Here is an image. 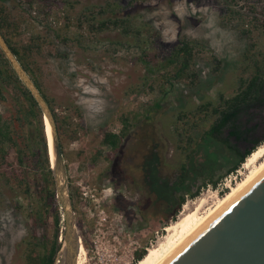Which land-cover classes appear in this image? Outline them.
Here are the masks:
<instances>
[{"label":"rangeland","instance_id":"rangeland-1","mask_svg":"<svg viewBox=\"0 0 264 264\" xmlns=\"http://www.w3.org/2000/svg\"><path fill=\"white\" fill-rule=\"evenodd\" d=\"M32 1V5L29 0H0V4L9 9L19 6L12 12L14 22H20L16 42L27 43L32 31L41 37L31 68L60 121L56 130L81 241L76 264H128L138 244L171 246L180 237L179 229L190 226L187 219L199 198H207L197 213L199 219L218 201L211 192L216 193L227 168L238 160L237 151L264 137V108L254 106L248 111L253 118L246 124L254 130L247 141L231 136L226 143L212 136L201 138L216 116L210 108L204 113L198 109L207 101L216 104L220 93L233 95L239 78L250 77L251 59L263 60L264 0ZM91 13L96 19L125 20L127 32L112 26L88 29L84 19ZM181 39L196 42L190 70L197 78L194 83L191 77L171 80V85L154 64ZM143 56L152 58L149 66L154 72L141 62ZM156 101L161 104L157 109ZM4 110L0 102V111ZM180 111L188 114L185 121L178 119ZM65 114L70 117L67 122ZM123 120L129 123L128 133L113 153L102 143V136L105 131L119 133ZM37 126L41 134V125ZM188 135L193 141L186 148ZM225 135L223 131L220 137ZM31 143L35 146L33 138ZM7 152V160L17 166L14 148ZM244 162L246 158L237 168ZM248 171L243 170V177ZM208 173L213 179L222 177L215 187L203 185ZM198 188V195H185L177 209L179 196ZM26 213L14 208L7 193L0 194V264H25L20 242L29 233ZM183 218L186 221L165 231ZM63 234L62 216L61 245Z\"/></svg>","mask_w":264,"mask_h":264},{"label":"trees","instance_id":"trees-1","mask_svg":"<svg viewBox=\"0 0 264 264\" xmlns=\"http://www.w3.org/2000/svg\"><path fill=\"white\" fill-rule=\"evenodd\" d=\"M33 3L32 0H29V5ZM13 6L12 9H9L1 2L0 32L20 64L30 75L34 84L49 104L55 123L57 124L60 121L53 109L52 101L43 92L37 76L31 68L33 56L40 49L39 39L41 37L37 32L32 31V36L24 45L15 41L14 33L18 32L20 22L16 23L12 19L14 9H19V6ZM19 15L23 17L22 20H26L21 11ZM79 23L81 25L83 24L81 21ZM84 23H87L88 29L93 31H101L110 28V26L122 27L126 30L128 25V22H125V20L117 18L111 20L96 19L93 13L85 16ZM195 46V41L181 39L167 55L163 56L161 61H158L157 54H155L153 57L157 60L155 61L156 64H154V70L164 71L160 76L165 77L167 81L169 80L171 85H173L171 80L178 81L184 77H191L190 81L194 83L197 78V73L194 69L190 70V66L193 62ZM144 54L147 57L146 52ZM143 57L140 59L148 72L153 71V68L149 66V61L152 58ZM251 60L253 70L250 73V77L244 78L241 76L239 78L238 90L233 95L224 97L220 93L219 101L216 104L207 101L198 105L199 112H207V109L210 108L211 113L214 117L216 116L209 128L203 131L202 139L212 136L226 143L229 137L235 136L237 140L247 141V135L251 134L252 130H254V126L248 127L246 123H249L253 118L248 112L251 108L254 106L264 108V58L260 61L256 58H252ZM188 71H191V73ZM0 102L5 107L4 111H0V194L2 193L6 196L7 193L8 197L12 198L13 206L17 208V211L27 212L26 214L29 218V233L20 242L22 244L21 250L25 264H54L56 256L62 247L58 242L59 230L62 225V212L60 211V205L56 197L55 181L51 168L48 142L46 141L47 136H45L46 132L44 135L42 129L43 113L36 100L11 68L1 49ZM153 105L156 109L161 107L159 101H156ZM75 110L78 112L76 115L80 117L79 110L76 106ZM179 113L178 119L185 121L188 114L184 111H180ZM245 115L246 119L243 120L242 117ZM68 119L70 120V117L68 114H65L64 121L67 122ZM144 119L146 121L150 120L148 110L145 112ZM37 124L41 125V134L37 132ZM43 124H45L44 119ZM31 127L33 130H31ZM128 129L129 123L127 120H123L121 131L119 133L105 131L102 136V143L109 146L113 153L117 152L128 133ZM223 131H226V135L220 137ZM32 138L35 141V146L31 143ZM187 139L189 141L187 142L186 148H189L193 137L188 135ZM262 142H264V137L253 141L252 145L243 152L237 151L239 156L238 160L228 167L225 173L228 174L237 169L245 158L260 147L258 145ZM12 147L16 153L17 166L7 160V150ZM3 164L8 166L9 170L3 167ZM184 177L185 168L181 166L180 180L182 182L184 181ZM221 178L219 176L213 179L211 173H208L205 175L206 181L203 182V185L210 183L215 187ZM198 193L199 188L194 192L185 190V193L179 196L176 201L177 209L183 204L185 195L195 197ZM70 196L73 199V192L71 191ZM21 200L26 201V206L22 205ZM171 218H174V216L166 218V221L168 222ZM39 228L41 229L40 234H38ZM144 254V249L137 251L134 256V263L140 261Z\"/></svg>","mask_w":264,"mask_h":264},{"label":"water","instance_id":"water-1","mask_svg":"<svg viewBox=\"0 0 264 264\" xmlns=\"http://www.w3.org/2000/svg\"><path fill=\"white\" fill-rule=\"evenodd\" d=\"M0 49L52 127L56 197L64 220L63 264H76L80 238L51 108L0 32ZM160 264H264V169Z\"/></svg>","mask_w":264,"mask_h":264},{"label":"bare ground","instance_id":"bare-ground-1","mask_svg":"<svg viewBox=\"0 0 264 264\" xmlns=\"http://www.w3.org/2000/svg\"><path fill=\"white\" fill-rule=\"evenodd\" d=\"M45 132L47 136L48 142V150L51 160V165L54 167V148H53V137H52V127L49 120L44 118ZM244 168L249 169L248 173L244 175V177L238 181L235 185H233L224 195L217 196L216 193L211 192L212 197L216 198V203L208 209L205 214L199 219L197 217L198 211L204 207L203 205L207 202L204 198H199L196 206L190 211L189 218L187 222H190V226L185 229L181 227L179 229L180 237L178 240L173 243L171 246L163 245L159 247V245L151 247L144 254L143 258L140 261H137L136 264H160L163 262L175 249H177L192 233H194L210 216H212L215 212H217L222 206H224L230 199H232L241 189H243L260 171L264 169V146L257 148L254 152H252L247 158L246 162H244ZM185 207V205H183ZM182 213V212H181ZM186 221L185 218L178 220L174 224H169L166 226L165 231L168 233L169 230L174 227L180 225L181 222ZM176 233L175 231H173ZM166 237V236H164ZM170 239L167 241L169 242ZM81 242V241H80ZM79 242L81 248V243ZM165 242V243H167ZM164 243V244H165ZM65 244L63 243L59 253L58 260L55 264H61L64 256Z\"/></svg>","mask_w":264,"mask_h":264},{"label":"built area","instance_id":"built-area-1","mask_svg":"<svg viewBox=\"0 0 264 264\" xmlns=\"http://www.w3.org/2000/svg\"><path fill=\"white\" fill-rule=\"evenodd\" d=\"M244 169L245 168H244V163H243L241 167L235 169L233 172L228 173L224 177V179L218 184L219 187L215 190L216 195H218L219 193H223L222 195H224L233 185H235L238 181H240L243 178V170ZM149 248L150 247H148V244H146L144 246L138 244L137 246H135L133 248V250L131 251V258L127 263L128 264H136V262L134 263L135 253L137 251L142 250V249H144L145 253H146Z\"/></svg>","mask_w":264,"mask_h":264}]
</instances>
